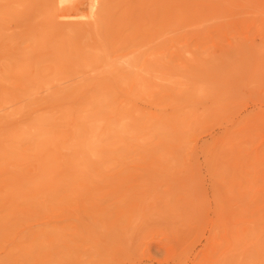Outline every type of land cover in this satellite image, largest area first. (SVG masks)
<instances>
[{"label": "rangeland", "instance_id": "374dc122", "mask_svg": "<svg viewBox=\"0 0 264 264\" xmlns=\"http://www.w3.org/2000/svg\"><path fill=\"white\" fill-rule=\"evenodd\" d=\"M10 1L0 0V54L17 52L30 24L72 21L92 43L94 17L50 24L47 0ZM123 2L111 38H131L133 63L112 78V103L130 129L104 150L112 161L70 167L61 156L35 173V192L10 185L16 175L29 187L31 163L0 167V264H264V0Z\"/></svg>", "mask_w": 264, "mask_h": 264}, {"label": "bare ground", "instance_id": "6f19581e", "mask_svg": "<svg viewBox=\"0 0 264 264\" xmlns=\"http://www.w3.org/2000/svg\"><path fill=\"white\" fill-rule=\"evenodd\" d=\"M68 5L72 6L70 11L66 9ZM82 6L84 10H81ZM32 7L35 8V5L32 4ZM114 7H118L121 15L127 9L123 0H47L41 10V21L51 24L57 16L70 14L74 17L77 15L76 18L85 15L91 19L94 17L88 28L92 43L84 45L83 40L81 42L83 30L72 26L76 24L72 21L67 23L65 29L56 32L50 25L38 31V27L35 29L30 24V30L20 38L21 48L15 53L0 54V110L11 106V109L8 108L10 112L0 114V167L14 172L22 164L27 167L32 164L28 171L33 176L20 177L24 184L29 183V187L19 185L18 176L12 175L11 187L16 183L19 186L18 189L13 188L15 193L19 188V192H35L40 185V181L34 178L35 173L50 174L61 156L69 162L70 167H87L102 155L107 159L105 162H110L109 159L112 161L114 157L106 155L104 150L111 151L113 145L118 144L114 136L124 139L130 129L123 117L118 116L119 108L116 111L112 103L115 88L112 78L117 75L118 80L133 63L129 60L132 50L128 49L131 38L123 34L117 39L111 38ZM3 19L6 20L0 12V22ZM117 26L121 29L119 24ZM13 36L10 42L17 41L16 34ZM63 79L71 81L65 85L61 81ZM53 86L56 89L50 91ZM43 90L48 92L46 96L39 95ZM20 115H25L24 121H14L5 127L1 125L7 118ZM104 139L107 140L104 142ZM64 150H69L66 151L69 154H64ZM28 159H32V162H28ZM53 180L54 176L50 175L47 182ZM42 192L39 194L42 195ZM44 194L49 196L48 199L54 198L52 194V197ZM0 216L3 221L4 215L3 218ZM4 220L7 221V218ZM55 241L59 243L58 239Z\"/></svg>", "mask_w": 264, "mask_h": 264}]
</instances>
